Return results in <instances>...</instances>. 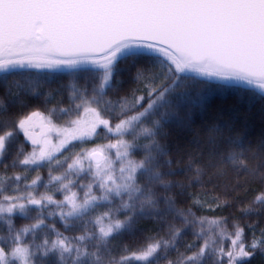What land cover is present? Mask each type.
Returning a JSON list of instances; mask_svg holds the SVG:
<instances>
[{"label": "snow or ice", "instance_id": "obj_1", "mask_svg": "<svg viewBox=\"0 0 264 264\" xmlns=\"http://www.w3.org/2000/svg\"><path fill=\"white\" fill-rule=\"evenodd\" d=\"M0 264H264V0H0Z\"/></svg>", "mask_w": 264, "mask_h": 264}, {"label": "trees", "instance_id": "obj_2", "mask_svg": "<svg viewBox=\"0 0 264 264\" xmlns=\"http://www.w3.org/2000/svg\"><path fill=\"white\" fill-rule=\"evenodd\" d=\"M17 172L21 171L20 169H17L16 170ZM41 174H46V170H42V173ZM34 175V174H33ZM256 195H259V193H256ZM226 214V213H225Z\"/></svg>", "mask_w": 264, "mask_h": 264}]
</instances>
